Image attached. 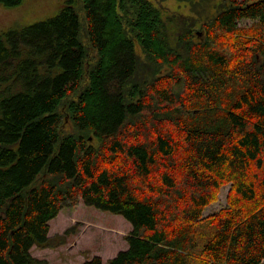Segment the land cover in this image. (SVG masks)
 Wrapping results in <instances>:
<instances>
[{
    "label": "trees",
    "instance_id": "obj_1",
    "mask_svg": "<svg viewBox=\"0 0 264 264\" xmlns=\"http://www.w3.org/2000/svg\"><path fill=\"white\" fill-rule=\"evenodd\" d=\"M164 1L68 0L0 33V264H51L31 250L82 201L133 225L82 264L264 262V0Z\"/></svg>",
    "mask_w": 264,
    "mask_h": 264
},
{
    "label": "rangeland",
    "instance_id": "obj_2",
    "mask_svg": "<svg viewBox=\"0 0 264 264\" xmlns=\"http://www.w3.org/2000/svg\"><path fill=\"white\" fill-rule=\"evenodd\" d=\"M67 1L23 0L15 6L0 3V33L15 26H25L52 17ZM161 4L184 14L191 11L188 3L178 0H166ZM239 23L251 26L253 21L243 19ZM229 188L230 185L222 188L219 199L207 206L204 216H209L226 205ZM50 223V237L71 230L63 245L32 248L35 257L47 259L51 264H82L95 256H101L107 263L121 250L128 249L127 236L133 230V225L124 216L88 206L83 201L76 207H66Z\"/></svg>",
    "mask_w": 264,
    "mask_h": 264
}]
</instances>
